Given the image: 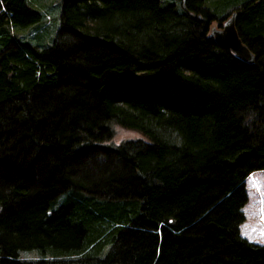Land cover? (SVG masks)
<instances>
[{"label":"trees","instance_id":"16d2710c","mask_svg":"<svg viewBox=\"0 0 264 264\" xmlns=\"http://www.w3.org/2000/svg\"><path fill=\"white\" fill-rule=\"evenodd\" d=\"M256 171L264 0H0V264H264Z\"/></svg>","mask_w":264,"mask_h":264},{"label":"rangeland","instance_id":"374dc122","mask_svg":"<svg viewBox=\"0 0 264 264\" xmlns=\"http://www.w3.org/2000/svg\"><path fill=\"white\" fill-rule=\"evenodd\" d=\"M59 12L61 14L60 5ZM232 13V12H231ZM229 13L225 19L214 21L212 27L222 28L223 23L228 17L231 15ZM59 19V20H58ZM46 20V19H43ZM59 21V22H58ZM53 25L50 29L51 41L47 44H51L54 38L57 35L58 29L60 27V16L57 18V22L52 20ZM49 23V22H48ZM47 24L46 21H43L39 25ZM38 25V26H39ZM42 25V26H43ZM116 134L112 141L113 144L119 145L122 142L130 141V140H140L145 139L142 134L136 131H129L122 129L120 127H116ZM247 190H248V203L243 208V212L245 215V222L240 226L241 235L251 242L264 245V172L256 171L251 174L247 180ZM28 257H37L36 252H27ZM22 257H25V253L21 254Z\"/></svg>","mask_w":264,"mask_h":264},{"label":"water","instance_id":"95a60500","mask_svg":"<svg viewBox=\"0 0 264 264\" xmlns=\"http://www.w3.org/2000/svg\"><path fill=\"white\" fill-rule=\"evenodd\" d=\"M237 12H232L222 28L211 27L210 34L221 47L231 51L236 57L247 63H254L256 56L243 43L236 27Z\"/></svg>","mask_w":264,"mask_h":264}]
</instances>
